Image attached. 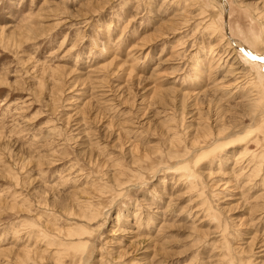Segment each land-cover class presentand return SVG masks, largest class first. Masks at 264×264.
<instances>
[{
  "label": "rangeland",
  "instance_id": "374dc122",
  "mask_svg": "<svg viewBox=\"0 0 264 264\" xmlns=\"http://www.w3.org/2000/svg\"><path fill=\"white\" fill-rule=\"evenodd\" d=\"M222 1L0 0V264H264V0Z\"/></svg>",
  "mask_w": 264,
  "mask_h": 264
},
{
  "label": "bare ground",
  "instance_id": "6f19581e",
  "mask_svg": "<svg viewBox=\"0 0 264 264\" xmlns=\"http://www.w3.org/2000/svg\"><path fill=\"white\" fill-rule=\"evenodd\" d=\"M222 1V0H221ZM223 2V1H222ZM224 19L226 20V25L225 26H227V20H228V9L227 8H225L224 9ZM224 20V21H225ZM226 28V27H225ZM264 39V38H263ZM263 43H264V41H263ZM262 45H264V44H262Z\"/></svg>",
  "mask_w": 264,
  "mask_h": 264
},
{
  "label": "water",
  "instance_id": "95a60500",
  "mask_svg": "<svg viewBox=\"0 0 264 264\" xmlns=\"http://www.w3.org/2000/svg\"><path fill=\"white\" fill-rule=\"evenodd\" d=\"M225 20V19H224ZM224 25H226V20L224 21ZM225 27H227V26H225ZM247 55V54H246ZM250 59H253V58H250ZM255 61H257V59L255 60Z\"/></svg>",
  "mask_w": 264,
  "mask_h": 264
}]
</instances>
